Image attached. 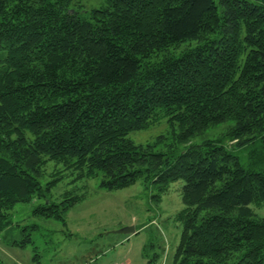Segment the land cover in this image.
<instances>
[{
    "label": "trees",
    "instance_id": "1",
    "mask_svg": "<svg viewBox=\"0 0 264 264\" xmlns=\"http://www.w3.org/2000/svg\"><path fill=\"white\" fill-rule=\"evenodd\" d=\"M105 1L0 0V233L61 177L41 182L51 161L106 189L181 179L172 264H264V148L230 151L264 140V0ZM163 117L176 149L131 139Z\"/></svg>",
    "mask_w": 264,
    "mask_h": 264
},
{
    "label": "rangeland",
    "instance_id": "2",
    "mask_svg": "<svg viewBox=\"0 0 264 264\" xmlns=\"http://www.w3.org/2000/svg\"><path fill=\"white\" fill-rule=\"evenodd\" d=\"M105 2L73 0L72 3L90 10ZM221 127L209 129L195 141L217 137ZM173 129L163 117L145 129L131 132L130 137L137 143H146L165 135L157 149L167 150L173 141ZM263 144V139H257L230 151L241 164L247 165L249 151L259 146L263 149ZM169 147L176 149L173 144ZM58 169L61 166L50 161L40 177L44 184L61 176L46 196H36L11 210V223L0 233L3 264H146L145 254L151 257L155 253L159 256L152 264H172L179 232L174 215L183 207V180L170 182L164 192L144 177L126 187L106 189L98 184V177L74 179V174ZM256 169L264 172V160ZM65 191L67 196L75 194L82 198L61 212V217L43 214L40 210L43 205L49 200L58 203L64 199ZM251 208L256 216L264 218V204H251ZM125 227H133L134 232L117 231ZM14 241L22 243L17 245Z\"/></svg>",
    "mask_w": 264,
    "mask_h": 264
},
{
    "label": "water",
    "instance_id": "3",
    "mask_svg": "<svg viewBox=\"0 0 264 264\" xmlns=\"http://www.w3.org/2000/svg\"><path fill=\"white\" fill-rule=\"evenodd\" d=\"M118 232H124V233H129V232H134V228L133 227H131V228H127V227H125V228H121V229H119V230H117Z\"/></svg>",
    "mask_w": 264,
    "mask_h": 264
}]
</instances>
